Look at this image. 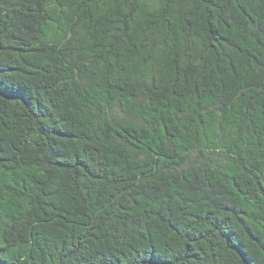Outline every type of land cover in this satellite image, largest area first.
Instances as JSON below:
<instances>
[{"label": "trees", "instance_id": "16d2710c", "mask_svg": "<svg viewBox=\"0 0 264 264\" xmlns=\"http://www.w3.org/2000/svg\"><path fill=\"white\" fill-rule=\"evenodd\" d=\"M0 264H264V0H0Z\"/></svg>", "mask_w": 264, "mask_h": 264}, {"label": "rangeland", "instance_id": "374dc122", "mask_svg": "<svg viewBox=\"0 0 264 264\" xmlns=\"http://www.w3.org/2000/svg\"><path fill=\"white\" fill-rule=\"evenodd\" d=\"M193 162H197L196 156H193V158L191 159V163H193Z\"/></svg>", "mask_w": 264, "mask_h": 264}]
</instances>
